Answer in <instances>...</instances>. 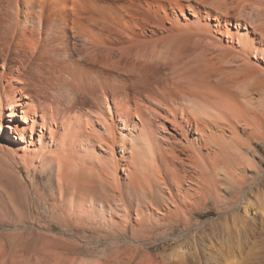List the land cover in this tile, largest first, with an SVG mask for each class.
Instances as JSON below:
<instances>
[{"label":"bare ground","instance_id":"1","mask_svg":"<svg viewBox=\"0 0 264 264\" xmlns=\"http://www.w3.org/2000/svg\"><path fill=\"white\" fill-rule=\"evenodd\" d=\"M185 1L195 2L193 19L183 16L180 3L165 0L160 7L168 23L180 25L179 12L182 27L199 26L200 33L186 41L136 35L138 23L124 2L0 0V37L11 35L16 54L31 47L36 23H44L35 44L40 55L54 30L64 43L67 30L94 40L102 36L95 27L118 36L115 46L107 44L106 60L97 58L111 71L98 74L69 62L73 68L64 64L53 72L68 97L63 107L53 92L51 101L27 94L21 75L0 74V163L22 182L20 169L27 180L55 175L60 195L54 207L88 229H114L129 220L154 229L153 214L184 216L205 190L216 189L220 171L239 186L242 172L258 168L254 161L264 148V0ZM154 3L146 0V8ZM107 20L127 33L106 26ZM162 58L170 61L164 76L157 64ZM151 62L160 73L150 79ZM118 64L135 77H121ZM114 67L120 77L111 73ZM128 256H116V264L126 258L135 264Z\"/></svg>","mask_w":264,"mask_h":264},{"label":"rangeland","instance_id":"2","mask_svg":"<svg viewBox=\"0 0 264 264\" xmlns=\"http://www.w3.org/2000/svg\"><path fill=\"white\" fill-rule=\"evenodd\" d=\"M99 1H117L130 5L132 15L138 23V27L133 28L136 35L145 33L184 40L200 33L198 25L182 27L184 20L179 12L176 19L181 24H174L172 20L168 23L160 7L165 0H147L155 2V6L149 10L145 5L146 0ZM175 3L185 6L183 16L193 19L191 13L197 12L192 5L195 2L188 4L185 0H170L167 4L173 6ZM187 4L191 7L189 11ZM103 23L121 33H127V30L117 28L108 20ZM43 24L40 28L38 23L35 24L31 47L22 48L17 54L13 52L14 39L11 35L0 37V74L21 75L27 94L35 99L51 101L53 92L59 95L58 103L63 107L68 97L65 93H60L58 81L52 76L53 72L60 71L64 64L69 69L73 68L69 66L71 62L77 67L87 66L97 73H107L112 67L105 68L107 64L103 66L101 63L107 58V44L115 46V38L118 36L107 32L106 28L101 30L95 27V32L102 36L94 40L67 30L69 40L64 43L61 32L54 30L48 39L47 48L40 55L39 47L35 44L42 40ZM3 30L8 32L5 27ZM116 54L118 55L117 51L113 50L112 55ZM93 58L97 61L93 62ZM97 58L103 59L98 61ZM162 60L163 58L161 62ZM167 60H163L165 65L157 61L163 76L170 73L169 65L166 67ZM119 65V70L124 74L117 67L111 73L115 74L116 69L121 77H135ZM148 65L152 66V70L147 66V77L155 78L160 72L154 68L155 63ZM257 154L254 162L258 164L255 168H258H248L245 173L242 172L244 175L241 173L239 176L242 179L241 185H231L223 177V171H220L216 189L212 186L208 191L205 190L203 196L197 199L196 205L185 210L186 216L168 214L166 219L155 213L152 217L154 220L157 218L155 224L152 223L154 229L147 226V221L140 228L134 220H129L127 226L126 223H121V227L119 223L120 227L113 229L104 224L99 231L82 226L69 211L54 207L59 202L60 195L55 175L50 177L48 174L38 176L35 180H27L24 171L20 169L19 175L25 180L22 182L18 175L0 163V264H116V256L125 258L129 254L136 258L133 262H138L141 255V264H264V148ZM65 197L68 201L71 194H66ZM93 217L96 219L97 214ZM127 260L126 258L124 261L127 263Z\"/></svg>","mask_w":264,"mask_h":264}]
</instances>
